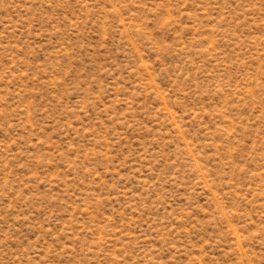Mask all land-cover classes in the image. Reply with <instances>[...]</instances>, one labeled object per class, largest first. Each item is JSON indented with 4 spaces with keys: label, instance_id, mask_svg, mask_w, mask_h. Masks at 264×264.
Segmentation results:
<instances>
[{
    "label": "rangeland",
    "instance_id": "rangeland-1",
    "mask_svg": "<svg viewBox=\"0 0 264 264\" xmlns=\"http://www.w3.org/2000/svg\"><path fill=\"white\" fill-rule=\"evenodd\" d=\"M0 264H264V0H0Z\"/></svg>",
    "mask_w": 264,
    "mask_h": 264
}]
</instances>
